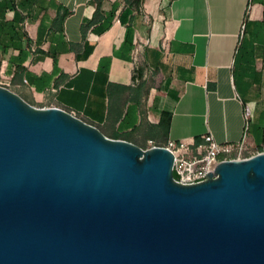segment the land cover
Here are the masks:
<instances>
[{
  "label": "crops",
  "instance_id": "crops-1",
  "mask_svg": "<svg viewBox=\"0 0 264 264\" xmlns=\"http://www.w3.org/2000/svg\"><path fill=\"white\" fill-rule=\"evenodd\" d=\"M0 85L142 148L261 149L264 0H0Z\"/></svg>",
  "mask_w": 264,
  "mask_h": 264
},
{
  "label": "water",
  "instance_id": "water-1",
  "mask_svg": "<svg viewBox=\"0 0 264 264\" xmlns=\"http://www.w3.org/2000/svg\"><path fill=\"white\" fill-rule=\"evenodd\" d=\"M174 160L0 85V264H264V152Z\"/></svg>",
  "mask_w": 264,
  "mask_h": 264
},
{
  "label": "built area",
  "instance_id": "built-area-1",
  "mask_svg": "<svg viewBox=\"0 0 264 264\" xmlns=\"http://www.w3.org/2000/svg\"><path fill=\"white\" fill-rule=\"evenodd\" d=\"M116 23L120 21L117 20ZM70 113L78 116L74 112ZM163 147L174 154V177L176 181L183 184L205 181L212 168L224 160L242 159L264 152V146L261 149L249 148L245 141L218 143L211 135L204 136L200 143L169 140Z\"/></svg>",
  "mask_w": 264,
  "mask_h": 264
},
{
  "label": "rangeland",
  "instance_id": "rangeland-1",
  "mask_svg": "<svg viewBox=\"0 0 264 264\" xmlns=\"http://www.w3.org/2000/svg\"><path fill=\"white\" fill-rule=\"evenodd\" d=\"M78 117H79V116H78ZM149 147H150V146H148V147H144V148L146 149V148H149Z\"/></svg>",
  "mask_w": 264,
  "mask_h": 264
},
{
  "label": "trees",
  "instance_id": "trees-1",
  "mask_svg": "<svg viewBox=\"0 0 264 264\" xmlns=\"http://www.w3.org/2000/svg\"><path fill=\"white\" fill-rule=\"evenodd\" d=\"M116 139H118V138H116Z\"/></svg>",
  "mask_w": 264,
  "mask_h": 264
}]
</instances>
